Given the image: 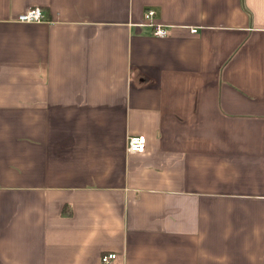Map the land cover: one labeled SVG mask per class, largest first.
Listing matches in <instances>:
<instances>
[{
	"label": "crops",
	"instance_id": "0c3cea01",
	"mask_svg": "<svg viewBox=\"0 0 264 264\" xmlns=\"http://www.w3.org/2000/svg\"><path fill=\"white\" fill-rule=\"evenodd\" d=\"M109 253L264 264V0H0V264Z\"/></svg>",
	"mask_w": 264,
	"mask_h": 264
},
{
	"label": "built area",
	"instance_id": "2783aa9c",
	"mask_svg": "<svg viewBox=\"0 0 264 264\" xmlns=\"http://www.w3.org/2000/svg\"><path fill=\"white\" fill-rule=\"evenodd\" d=\"M44 15L40 8H33L28 10L19 16V20L25 22H36L41 21ZM156 11L154 9H149L145 13L146 24L153 28V33L159 37H167L170 34V30L167 26L158 23L156 21ZM192 33H197L198 29L194 28L191 30ZM146 149V138L144 136H131L128 142V150L130 153H140L144 152ZM116 253H109L102 256L103 264H113L116 259Z\"/></svg>",
	"mask_w": 264,
	"mask_h": 264
}]
</instances>
